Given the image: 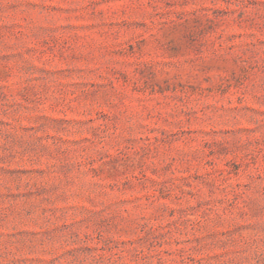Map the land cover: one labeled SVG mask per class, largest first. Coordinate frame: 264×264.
I'll list each match as a JSON object with an SVG mask.
<instances>
[{
  "label": "rangeland",
  "instance_id": "1",
  "mask_svg": "<svg viewBox=\"0 0 264 264\" xmlns=\"http://www.w3.org/2000/svg\"><path fill=\"white\" fill-rule=\"evenodd\" d=\"M0 264H264V0H0Z\"/></svg>",
  "mask_w": 264,
  "mask_h": 264
}]
</instances>
